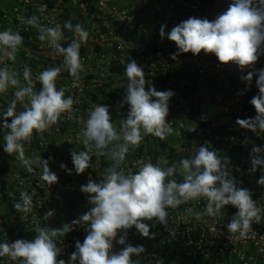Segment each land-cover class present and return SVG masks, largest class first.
Returning <instances> with one entry per match:
<instances>
[{
  "label": "built area",
  "instance_id": "2783aa9c",
  "mask_svg": "<svg viewBox=\"0 0 264 264\" xmlns=\"http://www.w3.org/2000/svg\"><path fill=\"white\" fill-rule=\"evenodd\" d=\"M232 0H0V31L11 28L23 36V43L15 61L5 63L20 73L31 69L30 77L38 91L41 87L36 77L47 68L59 67L63 57L56 55L46 42L38 39V30L25 24L33 15L39 17L44 26L63 25L70 21L73 26L81 24L89 32L86 43L80 48L84 71L79 80L62 69L57 88L65 87V97L71 96L75 103V115L87 117L88 109L94 105H104L113 114V122L120 127V119L128 115L129 105L124 102L127 88L125 76L127 64L135 60L146 79L145 90L154 87L157 91H172L168 101L169 113L166 120L174 132L161 140L146 136L138 148L130 149L121 165L126 172H136L144 162L155 164L160 157H167L169 165L182 158L194 157L201 146L219 152L230 160L231 176L238 188L251 192L252 199L261 207L262 220L253 223L248 236L241 239L238 234L228 232L226 225L238 211L232 205L225 206L218 217L195 220L186 211L189 207L200 211L206 206L185 204L177 209H168V224H160L155 219L144 221L150 227V237H143L133 226L127 230L126 244L143 246L145 251L139 257L133 256L139 264H150L151 259L163 264H264V185L257 181L264 175V167L251 171V152L254 146L264 148V132H253L240 127L237 119L255 118L257 115L251 99L259 94L256 86L258 75H253L251 83L243 81L248 72L264 69V54L260 55L253 68L241 70L237 65L221 64L214 54L199 55L182 53L176 59L177 45L167 39L171 29L181 22L195 17L215 20L225 12ZM44 11L40 12V7ZM164 26L165 37L160 36ZM135 30L141 40L125 39L122 31ZM67 39L62 40L67 47L74 33L63 29ZM4 64L0 63V67ZM16 89H9L2 95L0 113L6 110ZM155 99V98H153ZM20 104L17 111H22ZM217 110V111H216ZM8 122H11L9 118ZM0 117V140L6 129ZM82 125L67 119L66 114L43 138L34 135L30 144H25V155L40 156L48 160V166L58 176V182L48 186L40 177L42 167H35L29 173L16 154L11 155L6 169V185L9 188L11 205L0 207V243L25 239L23 235L35 238V216L40 226L60 228L71 225L73 220L88 212L92 205L89 194L82 192L81 186L89 180L100 182L111 161L104 156L92 155L90 167L82 174H76L71 159L72 151L83 150L77 137ZM7 131V130H6ZM68 141H71L69 143ZM163 143V147L159 145ZM264 155V153H262ZM66 165V169L60 167ZM68 170H71L70 172ZM178 182L182 177L177 174ZM32 195L33 210L26 220L14 205L20 201V193ZM54 215L44 220L50 211ZM87 225H76L65 236L56 240L61 248L57 259L70 260L77 241L83 243ZM123 230L119 235H123ZM119 235L117 240L119 239ZM29 239V240H33ZM125 245L113 241V251H121ZM0 264H14L0 258ZM75 264H79L76 261Z\"/></svg>",
  "mask_w": 264,
  "mask_h": 264
},
{
  "label": "clouds",
  "instance_id": "9594fccd",
  "mask_svg": "<svg viewBox=\"0 0 264 264\" xmlns=\"http://www.w3.org/2000/svg\"><path fill=\"white\" fill-rule=\"evenodd\" d=\"M39 11L43 12L44 7L41 6ZM25 24L38 30V39L46 42L56 55L62 56L63 63L39 73L36 80L41 87L37 91L30 77V68H24L22 82L20 73L5 63L15 61L23 36L11 28L0 31V63L4 64L0 67V95L6 94L10 88L16 89L6 110L0 113L2 127L7 130L3 136V151L9 155L16 154V159L29 173L34 172V166L42 167L40 178L48 186L57 183L58 176L50 170L48 160L37 155L27 157L25 144H30L34 135L43 138V134L66 114L67 119L82 125L77 140L82 143L83 150L71 152L76 174H82L90 167L93 154L107 157L111 164L100 182L90 179L81 186L80 190L89 194L88 202L92 205L88 212L73 220L71 225L65 224L60 228L40 226L33 216L35 238L0 243V258L6 257L14 264H66L64 259H57L61 248L56 240L71 232L76 225H87L86 238L83 243L76 242V250L70 254L67 264H75L76 261L79 264H139L132 257H139L145 249L126 244L127 230L135 226L143 237H150V227L144 221L155 219L167 225L168 209L189 203L199 204L201 200L206 202L202 210L197 211L193 207L186 210L195 220L218 217L225 206L232 205L238 211L226 225L228 232L238 234L241 239L248 236L252 224L262 220V209L252 199L249 190L236 186L237 181L229 170L230 160L221 157L219 152L201 146L195 149L194 157L182 158L178 164L169 165L167 157H160L155 164L142 163L134 173L121 168L129 150L138 148L146 136L164 140L173 134L174 129L166 120L172 91H157L154 87L146 91L145 73L132 60L125 72L127 88L124 102L129 105V111L127 117L120 120L119 130L107 106L94 105L88 109L86 118L77 116L73 108L74 99L65 97L67 88L58 89L56 82L62 69L79 80L80 73L84 71L80 48L87 42L89 32L81 24L73 26L70 21L65 22L63 28L59 24L44 26L36 15L26 19ZM63 29L74 33L67 47L61 44L67 39ZM160 36L162 39L165 37L164 26H161ZM167 39L178 48L172 59L182 53L199 55L203 51L205 55L214 54L221 64L233 63L241 70L253 68L260 55L264 54V0H232L228 9L215 20L189 18L173 27ZM253 75H258L256 86L259 94L250 103L257 115L250 119L238 118L236 123L258 133L264 132V69L258 73L250 71L241 79L251 83ZM18 104L22 111H17ZM262 153L264 148H252V172L264 167ZM60 167L66 169L64 164ZM177 174L182 177V182L175 178ZM257 183L264 185V175ZM12 195L9 193L10 197ZM33 195L22 191L20 201L14 205L18 212L24 214V220L33 210ZM53 215V210L48 211L44 220ZM121 230L123 235H119ZM114 240L125 245L118 253L113 251ZM157 264H163V261H157Z\"/></svg>",
  "mask_w": 264,
  "mask_h": 264
},
{
  "label": "trees",
  "instance_id": "16d2710c",
  "mask_svg": "<svg viewBox=\"0 0 264 264\" xmlns=\"http://www.w3.org/2000/svg\"><path fill=\"white\" fill-rule=\"evenodd\" d=\"M122 35L125 39H136V40H141L142 39V36L141 35H137V32L135 30H125V31H122ZM111 114V113H110ZM111 117H112V120L114 119V116L113 114H111ZM6 132V130H5ZM4 132V134H5ZM4 136V135H3ZM4 140H3V137L2 139L0 140V207H3L4 205H11L10 203V197H9V188L7 187L6 185V180H5V177H6V169H7V166L9 165L8 161L11 159V155L5 153L3 151V147H4ZM159 145L161 147H163V143L162 142H159ZM23 237L26 239V240H29V239H33V236L30 234V235H23ZM157 261H160L158 259H151L149 261L150 264H157ZM146 264V263H145Z\"/></svg>",
  "mask_w": 264,
  "mask_h": 264
},
{
  "label": "crops",
  "instance_id": "0c3cea01",
  "mask_svg": "<svg viewBox=\"0 0 264 264\" xmlns=\"http://www.w3.org/2000/svg\"><path fill=\"white\" fill-rule=\"evenodd\" d=\"M3 95V94H2ZM2 95H0V106L2 105L1 103V101H2Z\"/></svg>",
  "mask_w": 264,
  "mask_h": 264
},
{
  "label": "rangeland",
  "instance_id": "374dc122",
  "mask_svg": "<svg viewBox=\"0 0 264 264\" xmlns=\"http://www.w3.org/2000/svg\"><path fill=\"white\" fill-rule=\"evenodd\" d=\"M217 111V110H216ZM118 118L120 119V120H122V117L121 116H118ZM5 179H6V177H5Z\"/></svg>",
  "mask_w": 264,
  "mask_h": 264
}]
</instances>
